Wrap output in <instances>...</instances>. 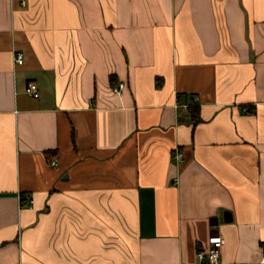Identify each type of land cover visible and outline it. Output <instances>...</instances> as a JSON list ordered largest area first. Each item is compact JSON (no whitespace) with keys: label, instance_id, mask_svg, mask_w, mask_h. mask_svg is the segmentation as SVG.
Returning <instances> with one entry per match:
<instances>
[{"label":"crops","instance_id":"obj_1","mask_svg":"<svg viewBox=\"0 0 264 264\" xmlns=\"http://www.w3.org/2000/svg\"><path fill=\"white\" fill-rule=\"evenodd\" d=\"M25 1L0 0V264H197L211 233L258 261L264 0Z\"/></svg>","mask_w":264,"mask_h":264},{"label":"built area","instance_id":"obj_2","mask_svg":"<svg viewBox=\"0 0 264 264\" xmlns=\"http://www.w3.org/2000/svg\"><path fill=\"white\" fill-rule=\"evenodd\" d=\"M21 4L25 5L26 1L21 0ZM14 62L23 63V56L20 52L15 53L14 56ZM124 83L119 82L114 86L113 90L116 92H119L123 89ZM26 92L29 95H32L34 97H38L40 95V90L38 88V84L36 81L31 80L26 88ZM179 106L187 108L189 106L188 103H178ZM247 110V107L244 108ZM173 157L178 160H183V153L179 148H176ZM52 165L56 166L58 164V161L54 156L50 157V160ZM30 203V199L28 200ZM208 243L209 246L207 249H198L196 252V255L199 259L197 264H227L222 261L221 259V252H222V245H223V237L220 233H211L208 237ZM260 259L254 263L251 264H264V246H262V251L260 254Z\"/></svg>","mask_w":264,"mask_h":264},{"label":"trees","instance_id":"obj_3","mask_svg":"<svg viewBox=\"0 0 264 264\" xmlns=\"http://www.w3.org/2000/svg\"><path fill=\"white\" fill-rule=\"evenodd\" d=\"M159 83H160V80L157 81V84L158 85H159ZM189 109H190V112H191V114L193 116L194 121L195 122L199 121L200 117H199V113H198V106L195 105V104H191L190 107H189ZM20 199H21L22 204H26V205H29L30 204L28 202V200L30 198L27 199L25 195L21 194V198Z\"/></svg>","mask_w":264,"mask_h":264}]
</instances>
